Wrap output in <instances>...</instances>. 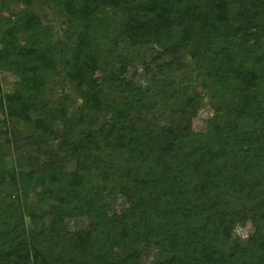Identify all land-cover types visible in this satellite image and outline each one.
Wrapping results in <instances>:
<instances>
[{
    "label": "trees",
    "instance_id": "obj_1",
    "mask_svg": "<svg viewBox=\"0 0 264 264\" xmlns=\"http://www.w3.org/2000/svg\"><path fill=\"white\" fill-rule=\"evenodd\" d=\"M12 6L0 264H264V0H0ZM51 59L73 94L39 113L29 61Z\"/></svg>",
    "mask_w": 264,
    "mask_h": 264
},
{
    "label": "rangeland",
    "instance_id": "obj_2",
    "mask_svg": "<svg viewBox=\"0 0 264 264\" xmlns=\"http://www.w3.org/2000/svg\"><path fill=\"white\" fill-rule=\"evenodd\" d=\"M39 13L44 11L45 14L44 23L51 27L52 32L54 33V39H60L61 33L64 29V24L61 23V19L56 17L50 10L48 9H40L36 8ZM17 8L12 6L9 10L0 11L3 15H8L9 13L16 12ZM89 52H92V49L88 47ZM29 66L33 68L34 75L40 77V84L35 87L34 91L30 93H25L27 97H33L35 103V111L36 112H45L49 114L51 110L54 108H62L66 105L68 101V95L73 94L72 90L68 87L67 83L61 81L58 78V65L57 59H51L50 64H44L36 61H29ZM94 74L100 75V71H94ZM20 77L15 73V71L8 66L7 63H3L0 66V95H5L9 92H19L20 86ZM0 96V97H1ZM209 115V106L204 104L203 107L199 110L198 115L192 119V128L196 131L202 130L204 126V119ZM8 115L0 103V142L3 141L2 138V130L8 124ZM17 127L20 129V135L23 136L26 126L23 124H17ZM42 138L50 141L56 142L58 139L54 137H48L45 134H42ZM9 163L11 166H15V169L22 168L21 165L18 164V161L15 159L13 154L8 157ZM10 166V167H11ZM68 169L73 168V163L70 162L68 164ZM23 169V168H22ZM4 181L9 179V173H3ZM29 201L34 202L35 199L33 195L29 198ZM29 220V219H28ZM46 223V221L44 222ZM85 223L84 219L74 218L71 220L69 224V228L73 229L75 227H81ZM253 233V229L250 224H245L242 227H238L236 229L235 235L245 240V238ZM152 259V254L150 253L147 257V261Z\"/></svg>",
    "mask_w": 264,
    "mask_h": 264
}]
</instances>
